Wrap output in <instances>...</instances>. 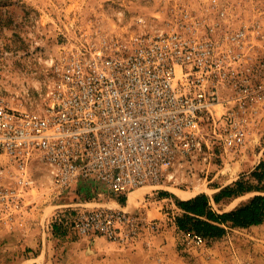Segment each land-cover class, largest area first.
I'll return each mask as SVG.
<instances>
[{"label":"built area","instance_id":"1","mask_svg":"<svg viewBox=\"0 0 264 264\" xmlns=\"http://www.w3.org/2000/svg\"><path fill=\"white\" fill-rule=\"evenodd\" d=\"M211 8L203 16L184 10L127 44L102 30L82 34L49 58L39 109L0 98V228L25 231L41 187L61 196L90 186L117 202L147 186L204 192L264 115V32L235 28L227 7ZM53 224L67 239L121 246L161 227L105 205ZM180 232L187 247L208 242Z\"/></svg>","mask_w":264,"mask_h":264},{"label":"rangeland","instance_id":"2","mask_svg":"<svg viewBox=\"0 0 264 264\" xmlns=\"http://www.w3.org/2000/svg\"><path fill=\"white\" fill-rule=\"evenodd\" d=\"M215 5L228 8L233 27H260L264 32V0H0V98L12 108L39 109L45 102L51 80L49 58L57 54L62 46L77 43L82 34L93 35L95 31L102 30L127 44L141 32L165 29L168 22L184 10L203 16L207 9ZM227 155L221 165V173L209 185L201 187L203 193L184 188L167 190L147 186L137 189L142 191V198L137 204H131V192L122 208L131 213H142L149 221L158 222L160 230L143 232L132 246H121L104 238L109 244L118 246L106 248L114 253L140 251L138 254L159 264H182L175 262L176 258L185 259V264H264L263 241L254 240L252 245L242 247L245 251L239 250L230 241L227 246L230 251L218 250L216 261L213 251L216 239L208 240L200 248L187 247L177 227L176 219L183 214L177 202L186 199L173 193L174 189L186 194L187 198L205 194L214 199L237 181L264 187V182L259 183L252 175L254 172L264 173V115L259 126L251 133L247 146L236 155ZM163 191L172 194V198L164 201L166 196L161 195ZM33 194L32 200L36 201L38 207L28 215L25 231L10 232H20L26 238L33 228L40 226L39 236L46 239L44 251L52 259L45 264H56L54 259L60 263L63 258L57 253H71L66 248L60 250L66 247L67 241L63 238V226L53 224L56 217L68 218L85 206L121 208L118 204L121 202H117L116 198L99 197L90 186L77 185L61 196L53 195L44 187ZM253 196L248 193L242 198L224 200L215 209L228 210L227 207L239 200L236 209ZM227 230L231 236H241ZM94 238L76 240L92 242ZM173 238H176L175 246L168 245L166 248L165 245L174 242ZM161 239L164 242L160 245L158 242ZM35 248L31 249L33 255L30 258L37 257L41 252L38 246ZM9 260L0 264H11L13 260ZM24 263L20 261L19 264ZM40 264H44V259ZM95 264L99 263L96 261Z\"/></svg>","mask_w":264,"mask_h":264},{"label":"crops","instance_id":"3","mask_svg":"<svg viewBox=\"0 0 264 264\" xmlns=\"http://www.w3.org/2000/svg\"><path fill=\"white\" fill-rule=\"evenodd\" d=\"M176 194V192L172 191ZM249 194L256 195H264V192H257L253 191ZM178 195V194H176ZM244 195H241L239 197L229 198V199H237L242 198ZM253 196V197H254ZM195 196L184 198L187 200H190L194 198ZM172 197H170L171 199ZM210 205L213 207L215 211H217L220 214H223L225 212H230L233 210L238 203L239 200L235 201L237 204L233 207H231L233 202L229 207H227L228 210L224 211H218L215 209V206H218L219 204L215 203L214 199L211 198ZM164 201L169 200V197L166 199H163ZM228 200V199H226ZM119 206L122 208L124 206L123 203H118ZM84 205V204H83ZM153 205V204H152ZM148 206V204H146ZM127 208V207H126ZM180 209V208H178ZM181 210V209H180ZM182 211V210H181ZM161 213V212H160ZM164 216V215H163ZM164 218V217H163ZM40 226H36L32 229V231L29 233V235H26L27 237L24 238L20 232H10L7 228H0V262H4L5 260H13L10 261L11 264H19L20 261H24V264L31 263L34 264V262L41 263L42 259H44V264L48 259H50V255L44 251L46 246V239L45 237L39 236L41 234ZM20 230V229H15ZM233 232H236L240 234L241 236H231L229 232L222 238L216 239L214 241V253L216 254V261L218 256V250L222 251H230V248L227 247L231 243L239 250L245 251L246 249H243L242 247H248L252 245L254 240L257 241H263L264 242V223L261 225H253L247 228H230ZM22 231V230H20ZM261 232V233H259ZM244 235V236H242ZM63 238L67 241L66 247H61L60 250L68 249L69 252L66 255H59L63 259L60 260V263H57V259H54L56 264H95L97 261L99 264H159L156 260L148 259L145 256H142V254H138L140 251H137V253L125 251L120 252L117 251V253L110 252L106 247H113L115 248L117 245L109 244L103 237H95L92 242H84L81 240L76 239H67L63 236ZM174 244L171 242L170 244L165 245L167 248L168 245L175 246L176 238H173ZM164 242V239L159 240L158 244H162ZM38 246V250L41 251L39 255L35 258H30L31 255H33V252L31 249L35 250ZM118 247V246H117ZM173 249V247H171ZM59 250V251H60ZM118 250V248H117ZM63 252V251H62ZM46 253V254H45ZM244 253V252H243ZM47 255V258H46ZM245 255V254H244ZM49 257V258H48ZM246 257V256H245ZM53 258V256H52ZM52 261V259H50ZM187 262L185 259L180 260V258H176L175 262L185 264Z\"/></svg>","mask_w":264,"mask_h":264},{"label":"trees","instance_id":"4","mask_svg":"<svg viewBox=\"0 0 264 264\" xmlns=\"http://www.w3.org/2000/svg\"><path fill=\"white\" fill-rule=\"evenodd\" d=\"M252 175L259 183L264 182V173L254 172ZM253 191L264 192V187L237 181L234 186L217 194L214 201L220 204L226 199L239 197ZM161 195L166 196V198L172 197V194L164 191ZM126 199L122 198L121 203L125 204ZM210 201V197L205 194L187 201H178L177 204L183 212L182 216L176 219L178 229L194 232L204 236L207 240H211L222 238L227 234V229L230 228H247L264 223V195H256L247 203L223 214L215 211L210 205Z\"/></svg>","mask_w":264,"mask_h":264},{"label":"bare ground","instance_id":"5","mask_svg":"<svg viewBox=\"0 0 264 264\" xmlns=\"http://www.w3.org/2000/svg\"><path fill=\"white\" fill-rule=\"evenodd\" d=\"M145 188V187H144ZM174 192H176V194H178V196L180 197H183V198H187L186 197V194H184L183 192H180L176 189L172 190ZM142 191H135V192H132V194L130 195V203L131 204H137L140 200V198H142ZM237 203L235 202L234 204L231 205V207L235 206Z\"/></svg>","mask_w":264,"mask_h":264}]
</instances>
